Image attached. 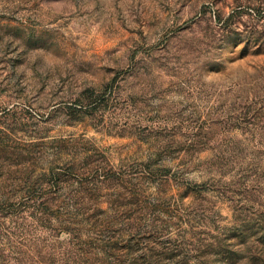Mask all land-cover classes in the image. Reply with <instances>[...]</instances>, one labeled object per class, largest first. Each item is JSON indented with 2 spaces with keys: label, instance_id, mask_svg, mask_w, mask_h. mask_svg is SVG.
<instances>
[{
  "label": "rangeland",
  "instance_id": "1",
  "mask_svg": "<svg viewBox=\"0 0 264 264\" xmlns=\"http://www.w3.org/2000/svg\"><path fill=\"white\" fill-rule=\"evenodd\" d=\"M0 264H264V0H0Z\"/></svg>",
  "mask_w": 264,
  "mask_h": 264
}]
</instances>
